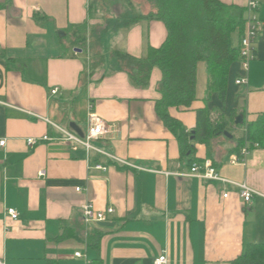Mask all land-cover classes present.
<instances>
[{
    "label": "crops",
    "instance_id": "0c3cea01",
    "mask_svg": "<svg viewBox=\"0 0 264 264\" xmlns=\"http://www.w3.org/2000/svg\"><path fill=\"white\" fill-rule=\"evenodd\" d=\"M220 1L242 7L245 19L248 0ZM134 4L139 13L149 9L144 1L147 10ZM94 6V0H0V139H5L0 147V260L153 264L164 253L166 264H227L248 244L264 242V148L253 147L242 162H231L238 156L236 138L222 133L193 143L192 157L210 160L222 178L255 191L249 202L228 182L187 175L192 162L156 113L161 71L154 67L148 84L136 86L111 56L122 50L141 57L147 45L160 46L166 37L163 22L142 19L114 27L113 19L126 9V0H120L116 11L106 8L110 20L99 17L102 26L91 35L98 19ZM257 15L254 57L246 71L240 61L232 63L225 98L214 93L206 99L208 77L200 61L196 99L186 109L168 108L186 130L195 127L196 110L207 106L212 120L230 119L229 131L239 137L244 130L239 123L264 111V2ZM84 24L81 49L72 33ZM95 42L103 58L91 70ZM242 76L247 82L237 84ZM90 104L109 126L106 136L91 140L101 152L72 149L61 140V129L84 135ZM233 110L241 116L239 123L231 120ZM29 138L36 142L29 145ZM86 201L113 212L87 224L81 213Z\"/></svg>",
    "mask_w": 264,
    "mask_h": 264
},
{
    "label": "trees",
    "instance_id": "16d2710c",
    "mask_svg": "<svg viewBox=\"0 0 264 264\" xmlns=\"http://www.w3.org/2000/svg\"><path fill=\"white\" fill-rule=\"evenodd\" d=\"M148 4L146 13H139L132 0H126V9L121 16L113 19L115 27H127L142 19H157L166 28V37L158 47L146 46L144 56L136 57L126 51L113 50L116 67L128 75L130 81L145 87L151 71L157 67L161 77L156 89L160 98L155 103L158 117L177 139L182 155L191 162H199L192 154L194 142L204 143L209 138L229 131L230 119L224 116L212 120L207 106L196 110V124L192 131L168 112L169 107L189 108L196 99L197 64L206 65V99L216 94L225 98L228 73L232 63L241 59V39L246 23L242 18L243 8L235 4H225L220 0H143ZM42 17H36L40 20ZM86 25L74 27L73 43L78 48L85 47ZM97 33L96 29L91 35ZM235 36V40L232 38ZM91 49L90 69L102 62L103 55L97 43ZM232 111L231 120L236 118ZM244 130L236 137L235 150L240 155L241 148L252 149L255 144L264 148V111L258 113L253 121H242ZM192 165V164H191ZM97 242H94V246ZM99 264V263H96ZM227 264H264V242L250 243L236 258Z\"/></svg>",
    "mask_w": 264,
    "mask_h": 264
},
{
    "label": "built area",
    "instance_id": "2783aa9c",
    "mask_svg": "<svg viewBox=\"0 0 264 264\" xmlns=\"http://www.w3.org/2000/svg\"><path fill=\"white\" fill-rule=\"evenodd\" d=\"M264 2V0H248L246 4V12L247 15L245 17V33L241 39V66L243 70L248 69L249 61L254 57L255 51V42L258 35V25L259 18L257 15V10L260 4ZM237 84H244L247 82V78L242 76L235 81ZM55 90L53 91V93ZM64 136L61 140L70 143L72 149H77L78 146L84 147L86 150H95L101 152L99 149L95 148L91 145V140L100 139L106 136L109 133L108 124L95 112L94 106L90 104L88 106V113L86 117V130L82 137L75 136L68 131L61 129ZM44 139H51L44 136ZM36 142L35 138H29L27 143L32 145ZM5 145V139H0V147ZM257 144L254 145L256 147ZM250 149L247 146L241 148L240 155H234L231 157V162H242L246 156L248 155ZM123 163L128 164L125 161ZM95 168L105 169L104 166L97 164ZM45 173L43 170L39 172L40 176H43ZM187 175L196 176L201 179H211V180H220L224 182H228L236 187H238L240 196L243 198L245 202H249L253 193L255 192L252 188L246 185L243 182H235L222 178L217 172L216 168L213 166L210 160H204L203 162H193L190 171ZM77 191L80 190V187L75 188ZM224 196H227V193H224ZM8 214L16 219L18 217L17 212L13 208L7 209ZM113 208L108 207L106 210H97L94 208V205L91 201H86L81 205V213L83 221L87 224L100 221L106 219V215L108 213H112ZM75 256H80V252H75ZM0 264H3V261L0 260ZM153 264H166V256L164 253H161L153 260Z\"/></svg>",
    "mask_w": 264,
    "mask_h": 264
},
{
    "label": "rangeland",
    "instance_id": "374dc122",
    "mask_svg": "<svg viewBox=\"0 0 264 264\" xmlns=\"http://www.w3.org/2000/svg\"><path fill=\"white\" fill-rule=\"evenodd\" d=\"M120 0H94V3H95V6H94V14L93 16H97L98 19L96 20L97 22L95 23V25H92L91 28H90V32H92L94 29H96V31L98 32L100 29V27L102 25H100L98 22H99V17H101L102 21L105 22V20H110V18H108V15L109 13L106 12V8L107 7H110V9L116 11L117 9V5L119 3ZM134 3H142V8L143 10H147L148 8L144 5L143 7V0H132ZM112 5H114L112 7ZM102 22V23H103ZM66 37V36H65ZM67 38L69 39V36H67ZM234 40H235V36L232 37ZM91 44L93 43V40L91 39L90 40ZM90 44V46H91ZM92 48H90L91 50ZM234 138L237 137V133L234 132Z\"/></svg>",
    "mask_w": 264,
    "mask_h": 264
},
{
    "label": "water",
    "instance_id": "95a60500",
    "mask_svg": "<svg viewBox=\"0 0 264 264\" xmlns=\"http://www.w3.org/2000/svg\"><path fill=\"white\" fill-rule=\"evenodd\" d=\"M78 51L80 52L81 50L78 49ZM240 121H241V116L239 115V116H237V118L235 119V123H239ZM192 133H193V130H192ZM223 134H224L226 137H228V138L232 137V135H231L228 131H224Z\"/></svg>",
    "mask_w": 264,
    "mask_h": 264
}]
</instances>
